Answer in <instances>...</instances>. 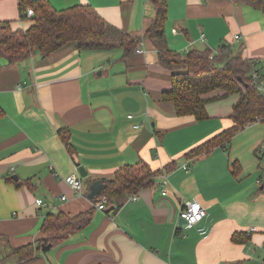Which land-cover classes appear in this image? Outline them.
Wrapping results in <instances>:
<instances>
[{
  "label": "crops",
  "instance_id": "0c3cea01",
  "mask_svg": "<svg viewBox=\"0 0 264 264\" xmlns=\"http://www.w3.org/2000/svg\"><path fill=\"white\" fill-rule=\"evenodd\" d=\"M48 1L57 9L66 6L65 0ZM78 2L134 36L154 16L150 0ZM19 5L20 0H0V21L27 28L31 20L21 16ZM167 8L165 33L172 49H215L225 41L246 58L264 60L261 8L242 0H167ZM140 46L126 57L122 48L79 49L74 42L46 56L35 52L9 61L0 55V258L45 236L47 213L95 206L87 196L92 181L139 160L162 169L117 210L95 206L86 226L49 250L22 263L12 256L0 264H264V186L242 180V166L232 174L231 162L240 156L233 157L227 146L195 159L183 156L232 125L237 95L208 102L205 119L177 115L162 98L171 87V71L159 63L148 39ZM60 128L67 130L73 152ZM168 163L173 167L165 172ZM79 165L87 172L81 195L64 180ZM28 179L32 188L24 183ZM193 198L207 214L180 227V206ZM236 231L247 240L234 241Z\"/></svg>",
  "mask_w": 264,
  "mask_h": 264
},
{
  "label": "trees",
  "instance_id": "16d2710c",
  "mask_svg": "<svg viewBox=\"0 0 264 264\" xmlns=\"http://www.w3.org/2000/svg\"><path fill=\"white\" fill-rule=\"evenodd\" d=\"M154 16L141 36L108 23L90 4L75 2L57 9L48 0H20L21 16L29 5L34 14L29 18L27 28L14 29L9 20L0 21V55L9 61L23 59L35 52L46 56L60 47L74 42L79 49L112 50L123 49V57L133 54L143 41L148 39L157 51L159 63L171 71V87L162 92V98L174 105L177 115H194L201 120L208 117L206 105L210 101L237 95L232 105V125L201 141L188 149L183 156L195 159L217 146L228 147L233 137L248 123L262 117L264 124V96L252 81L250 72L254 59L243 56L241 49L222 42L215 49L194 48L185 53L172 49L167 42L165 23L167 20V0H150ZM264 10V0H242ZM70 152L73 147L68 141V132L58 130ZM254 150L259 159L262 154ZM172 163L163 170L172 169ZM162 169L152 170L145 160L127 163L118 168L112 177L103 179L104 189L92 201L97 203L102 196L107 198L105 209L117 210L129 194L154 183V177ZM231 172L237 176L241 172L238 159L231 162ZM8 180L13 181L11 176ZM17 185L23 181H17ZM31 187V180L24 181ZM95 206L79 213L70 214L63 210L49 212L43 219L41 231L45 236L35 242L11 248L0 261L12 256L16 263L35 257L42 249V243L55 245L69 234L80 230L91 220ZM244 232H234L232 239L245 242Z\"/></svg>",
  "mask_w": 264,
  "mask_h": 264
},
{
  "label": "built area",
  "instance_id": "2783aa9c",
  "mask_svg": "<svg viewBox=\"0 0 264 264\" xmlns=\"http://www.w3.org/2000/svg\"><path fill=\"white\" fill-rule=\"evenodd\" d=\"M34 14V9L31 6H27L24 10L22 17L30 18ZM239 35H235V38H239ZM136 51H141V46L136 48ZM251 78L253 83L255 84L258 91L264 96V60L254 59L252 63ZM131 116V115H129ZM262 117H256L255 121H261ZM137 126V125H135ZM258 152L262 154V158L264 159V144L258 146ZM186 167V166H185ZM54 175L59 176L57 172H53ZM66 183H68L79 195L84 193V181L83 177L80 175L77 170L75 173H71L64 177ZM165 192V189H163ZM135 194H129L128 198H134ZM64 197V196H62ZM107 198L102 196L101 199L95 203V206L98 209H105ZM36 202L38 204H42L43 200L41 198H37ZM207 210L206 207L197 199H187L180 206L179 216L185 219V224L183 225L186 228H189L202 220L204 216H206Z\"/></svg>",
  "mask_w": 264,
  "mask_h": 264
},
{
  "label": "rangeland",
  "instance_id": "374dc122",
  "mask_svg": "<svg viewBox=\"0 0 264 264\" xmlns=\"http://www.w3.org/2000/svg\"><path fill=\"white\" fill-rule=\"evenodd\" d=\"M232 97L234 96L228 98ZM261 144H264V124L261 121H255L241 129L233 137L227 149L233 157L240 156L242 180L256 188L264 186V159H259L258 154L254 153ZM262 190L264 192V188Z\"/></svg>",
  "mask_w": 264,
  "mask_h": 264
},
{
  "label": "water",
  "instance_id": "95a60500",
  "mask_svg": "<svg viewBox=\"0 0 264 264\" xmlns=\"http://www.w3.org/2000/svg\"><path fill=\"white\" fill-rule=\"evenodd\" d=\"M77 1L78 0H65L66 5L73 4V3L77 2ZM78 171H79V173H80V175L82 177L86 176L87 172H86L84 166L79 165L78 166ZM13 177H15V179L17 178L16 175H14ZM104 187H105V183H104V181L102 179H96V180L92 181L89 184V191L87 193L88 198L91 199L92 197L98 195L104 189ZM178 222H179V226L181 227V226H183L185 224V219L180 217ZM50 248H51V243H46V244L42 243V250L43 251H47Z\"/></svg>",
  "mask_w": 264,
  "mask_h": 264
}]
</instances>
